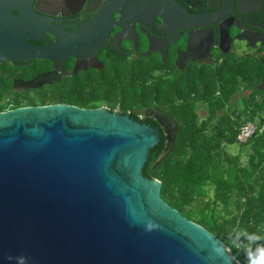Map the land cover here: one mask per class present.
Listing matches in <instances>:
<instances>
[{"label":"water","instance_id":"1","mask_svg":"<svg viewBox=\"0 0 264 264\" xmlns=\"http://www.w3.org/2000/svg\"><path fill=\"white\" fill-rule=\"evenodd\" d=\"M88 1L95 12L83 26L72 32L49 28L57 40L39 45L36 24L46 20L35 0H0V60L57 61L77 55L79 41L94 48L112 12L119 19L178 18L180 28L214 17L189 14L176 0H103L101 6ZM187 58L190 48L175 61ZM57 79L49 71L29 83ZM256 87L264 89V73ZM142 112L157 125L97 103L0 110V264H241L232 262L222 240L160 197L158 179L142 175L159 129L164 143L156 162L171 149L177 131L167 112L152 106Z\"/></svg>","mask_w":264,"mask_h":264},{"label":"trees","instance_id":"2","mask_svg":"<svg viewBox=\"0 0 264 264\" xmlns=\"http://www.w3.org/2000/svg\"><path fill=\"white\" fill-rule=\"evenodd\" d=\"M185 69L166 78L140 72L138 66L72 74L33 95H14L9 107L97 103L137 119L138 108L165 110L177 123L172 147L156 162L164 143L160 132L148 148L142 175L158 179L162 199L222 240L233 263L264 264V89L256 87L263 66L256 58L229 56L218 65ZM245 120L263 127L237 142L236 127ZM232 144L234 153L227 150Z\"/></svg>","mask_w":264,"mask_h":264},{"label":"flooded vegetation","instance_id":"3","mask_svg":"<svg viewBox=\"0 0 264 264\" xmlns=\"http://www.w3.org/2000/svg\"><path fill=\"white\" fill-rule=\"evenodd\" d=\"M176 1L189 14L209 12L214 17L195 28H180L178 18L151 14L119 19L118 14L112 12L105 36L94 48L89 49L79 41L77 55L69 54L57 61L47 58L0 60V89L4 90L1 110L11 108L14 95H33L36 89L58 83L72 74L126 72L138 66L143 70L140 72L166 78L175 72H186V65L214 66L229 56L256 58L264 73V0ZM97 2L101 6L103 0ZM35 3L37 14L46 20V23L36 24L34 44L39 45H50L57 40L49 28L75 31L95 12V4L88 0H35ZM189 48L192 58L175 61L177 55ZM49 71L57 74L56 81L33 86L29 83L34 75ZM151 106L155 107L138 108L133 115L155 126L153 117L142 112Z\"/></svg>","mask_w":264,"mask_h":264},{"label":"built area","instance_id":"4","mask_svg":"<svg viewBox=\"0 0 264 264\" xmlns=\"http://www.w3.org/2000/svg\"><path fill=\"white\" fill-rule=\"evenodd\" d=\"M262 127L263 124L258 126L253 121H249V120L242 121L236 127L235 139L237 142H244L251 134H253L256 131H260Z\"/></svg>","mask_w":264,"mask_h":264},{"label":"rangeland","instance_id":"5","mask_svg":"<svg viewBox=\"0 0 264 264\" xmlns=\"http://www.w3.org/2000/svg\"><path fill=\"white\" fill-rule=\"evenodd\" d=\"M3 94H4V90H1L0 89V103H1V100H2V97H3ZM197 111H198V114L199 115H201L203 113L202 108H199ZM227 150L229 152H231V153H234V152L237 151V148H236V146H234V144H232V145H230V146L227 147ZM238 153H239V157L243 160L244 159L245 149L238 150Z\"/></svg>","mask_w":264,"mask_h":264},{"label":"clouds","instance_id":"6","mask_svg":"<svg viewBox=\"0 0 264 264\" xmlns=\"http://www.w3.org/2000/svg\"><path fill=\"white\" fill-rule=\"evenodd\" d=\"M262 255H264V250H262Z\"/></svg>","mask_w":264,"mask_h":264}]
</instances>
